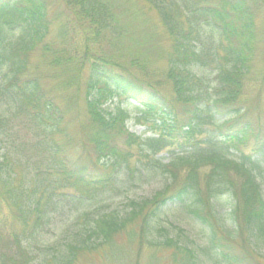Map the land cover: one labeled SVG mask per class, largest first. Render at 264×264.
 Instances as JSON below:
<instances>
[{
  "label": "trees",
  "instance_id": "trees-1",
  "mask_svg": "<svg viewBox=\"0 0 264 264\" xmlns=\"http://www.w3.org/2000/svg\"><path fill=\"white\" fill-rule=\"evenodd\" d=\"M144 1L173 38L162 76L132 52H124L125 61L122 51L101 47L105 41L113 46L121 35L106 0H0V264H76L79 253L105 249L139 217L141 244L164 241L188 264H253L250 256L264 261V127L247 119L242 103L264 42V0ZM62 4L59 40L42 44L43 56L54 76L67 74L64 86L80 83L89 68L84 131L96 160L65 146L71 120L42 77L26 74L30 51L45 42ZM71 31L76 35L69 38ZM163 81L171 83V98L160 90ZM131 101L138 104L137 118L156 135L142 139L126 130L129 112L123 104ZM125 130L128 140H141L139 158L153 157L150 167L138 160L139 177L113 140ZM251 132L250 154L226 155V148ZM162 152L188 166L176 190L165 193L167 185L150 198L132 200L123 213L100 208L141 174L161 168ZM208 165L203 189L200 171ZM231 168L244 176L241 185ZM224 195L231 197V225L215 203ZM92 205L97 208L78 211ZM171 205L183 207L208 230L206 244L152 238L154 230H167L158 229V222ZM66 209L80 213V236L49 252L41 234ZM242 231L246 253L234 249Z\"/></svg>",
  "mask_w": 264,
  "mask_h": 264
},
{
  "label": "rangeland",
  "instance_id": "rangeland-1",
  "mask_svg": "<svg viewBox=\"0 0 264 264\" xmlns=\"http://www.w3.org/2000/svg\"><path fill=\"white\" fill-rule=\"evenodd\" d=\"M116 11L117 22L121 35L112 41L113 46L106 41L102 44L104 51H122L126 56L125 61L129 60L128 53L132 52L137 57L147 61V68L153 75L162 76L167 60L166 53L172 50L173 38L162 23L159 13L145 3L144 0H106ZM216 2V0H211ZM64 4L56 9V21L51 27V33L44 39L45 42L37 45L35 49L29 53L27 75L40 76L43 79V86L46 90L55 97L62 108L66 111L67 117L71 120L69 141L64 144L75 154H80L85 157H92L96 160L94 149L90 144V138L85 136V131L88 125V116L85 109V88L89 68L86 69L85 78L80 83L73 86H64L62 79L67 75L62 73L59 77L54 76L53 70L48 66L47 57L43 56L42 44L46 42L59 40V29L63 22L61 13L63 12ZM53 14V13H52ZM51 14V16H52ZM264 33V29L261 32ZM76 33H69V38L74 37ZM79 38L81 35H79ZM125 52V53H124ZM257 58L253 67V81L246 85L242 103L247 108V119L257 125L258 128L264 127V42L259 45L257 50ZM142 61V60H141ZM162 93L171 98L173 96L171 83L163 81L160 85ZM106 104L114 105L111 101ZM105 104V105H106ZM129 116L126 121V130L140 136L142 139L156 135L146 129V124L142 123L138 117L136 102H124L123 104ZM182 106V105H181ZM180 106V107H181ZM179 107V108H180ZM116 134L113 138L121 154H126L129 160V165L139 177V172L135 169L138 160L146 166H151L150 161L153 157L139 158L138 154L141 148V140H128L127 131ZM248 134L246 139L241 142H235L228 149L226 155L232 156L234 159H239L242 154H250L253 150L255 139L254 134ZM23 135V133H22ZM198 137H203L198 136ZM197 137V138H198ZM133 141V143H131ZM145 147V144H142ZM158 165L161 168L147 171L141 174L140 178H135L132 185L127 187L120 195L113 196L101 203L99 206L107 209L117 208L122 211L126 210L130 205V201H141L152 197L159 191H163L166 186L165 193H171L179 187L184 179L188 166L186 164H174L175 156H168L167 152H162ZM158 157V158H159ZM210 170V165L205 166L200 171L201 184L205 188V175ZM173 173L176 175L173 178ZM231 175L234 180L241 185L244 181L237 170L231 168ZM173 180V181H172ZM172 181V183H171ZM219 213L231 225L230 206L232 204L229 195L220 196L215 202ZM93 206V205H92ZM85 206L78 211L80 213L84 208L96 209L97 207ZM172 206V207H171ZM164 207L166 212L160 215L158 229L161 227L167 228L166 231L154 230L153 237L164 240L174 238L187 244L188 240L206 244L208 230L196 222L183 207L178 206ZM76 211L66 209L55 214L53 221L47 226L42 234V241L51 247L49 252H56L67 247L68 243L73 242L80 236V224L76 222ZM139 217L134 223L130 224L127 233H118L112 240L111 245L101 251H83L79 253L76 264H188L184 256L174 254V248L166 244V242H157L156 245H150L146 240L140 243V223ZM239 221L243 225V217L239 216ZM157 227V226H156ZM246 233L242 231L234 243V249L238 252L246 253L248 245L246 244ZM105 247V246H104ZM253 264H264V261H254L250 256ZM257 259V258H256ZM258 260V259H257Z\"/></svg>",
  "mask_w": 264,
  "mask_h": 264
}]
</instances>
